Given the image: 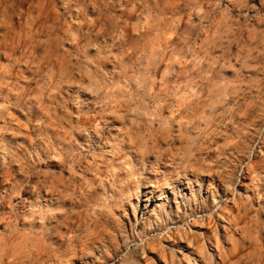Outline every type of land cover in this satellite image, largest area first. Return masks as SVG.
<instances>
[{"label": "rangeland", "instance_id": "rangeland-1", "mask_svg": "<svg viewBox=\"0 0 264 264\" xmlns=\"http://www.w3.org/2000/svg\"><path fill=\"white\" fill-rule=\"evenodd\" d=\"M0 264H264V0H0Z\"/></svg>", "mask_w": 264, "mask_h": 264}]
</instances>
